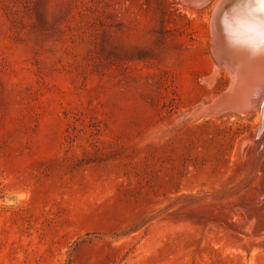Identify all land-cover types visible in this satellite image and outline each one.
Here are the masks:
<instances>
[{
    "label": "rangeland",
    "instance_id": "rangeland-1",
    "mask_svg": "<svg viewBox=\"0 0 264 264\" xmlns=\"http://www.w3.org/2000/svg\"><path fill=\"white\" fill-rule=\"evenodd\" d=\"M217 3L0 0V264H264L256 108L199 111Z\"/></svg>",
    "mask_w": 264,
    "mask_h": 264
},
{
    "label": "bare ground",
    "instance_id": "bare-ground-1",
    "mask_svg": "<svg viewBox=\"0 0 264 264\" xmlns=\"http://www.w3.org/2000/svg\"><path fill=\"white\" fill-rule=\"evenodd\" d=\"M209 1L188 0L195 7H202V5ZM212 25L211 28L213 31H211L215 37V42L212 41L214 43V49L212 48L213 54L217 58V61L231 75V82H234L238 73L236 70L237 66L231 67V53L245 49V46L252 47V43L256 41H258L259 45L264 44V0H218L214 9ZM224 40L236 43V47H232L229 43L228 45L225 44ZM254 65L253 76L246 79L245 87L238 93V99L236 101H240L239 104L231 103L227 108L217 107L214 110L216 114L222 112L228 114H243L256 108L258 117L255 131L257 132L259 129L261 134L264 130V96H262L264 94V59L262 62L259 61ZM232 86L233 84L231 83V86L227 89L231 93ZM200 109L199 111L201 112L204 108Z\"/></svg>",
    "mask_w": 264,
    "mask_h": 264
},
{
    "label": "water",
    "instance_id": "water-1",
    "mask_svg": "<svg viewBox=\"0 0 264 264\" xmlns=\"http://www.w3.org/2000/svg\"><path fill=\"white\" fill-rule=\"evenodd\" d=\"M224 42L227 45L229 43L232 45V47H236V43H234L232 41L224 40ZM254 43H255V45H254ZM254 43H252V47L245 46V49H241V50L232 52L230 55L231 67L237 66V68L236 67L235 68H236L237 73H238L236 75L235 81L231 82L233 84L232 93L226 89L222 94L217 96V98L211 104H209L206 108H204L201 112L206 111V112L215 113L214 108H217V107L218 108H221V107L227 108L231 103L232 104H239L240 101H238V102L236 101L238 99L239 91L241 89H243V87H245L246 79L253 76L254 66H255L254 64L258 63L259 61L262 62L264 59V44L259 45L258 41L254 42ZM246 48H249V49H246ZM212 52H213V49H212ZM216 61H217V59H216ZM256 76H257V74H256ZM231 83H229L228 87L231 86ZM195 111H198V109ZM198 112H196V113H198Z\"/></svg>",
    "mask_w": 264,
    "mask_h": 264
}]
</instances>
